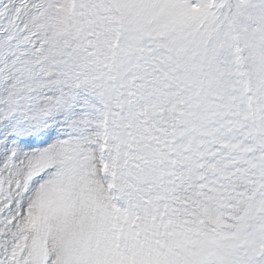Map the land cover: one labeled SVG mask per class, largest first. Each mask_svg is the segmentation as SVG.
Wrapping results in <instances>:
<instances>
[{
	"label": "rangeland",
	"instance_id": "374dc122",
	"mask_svg": "<svg viewBox=\"0 0 264 264\" xmlns=\"http://www.w3.org/2000/svg\"><path fill=\"white\" fill-rule=\"evenodd\" d=\"M0 264H264V0H0Z\"/></svg>",
	"mask_w": 264,
	"mask_h": 264
}]
</instances>
